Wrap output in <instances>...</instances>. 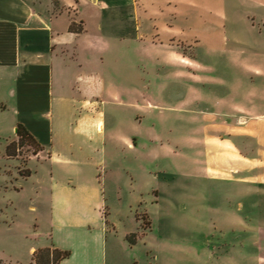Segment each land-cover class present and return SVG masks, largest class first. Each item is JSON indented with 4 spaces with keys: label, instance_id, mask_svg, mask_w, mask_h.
Here are the masks:
<instances>
[{
    "label": "rangeland",
    "instance_id": "1",
    "mask_svg": "<svg viewBox=\"0 0 264 264\" xmlns=\"http://www.w3.org/2000/svg\"><path fill=\"white\" fill-rule=\"evenodd\" d=\"M254 33L244 24L227 26L224 53L203 45L180 49L179 58L166 46L115 39L106 53H97L106 127L135 145H117V139L107 145L100 177L105 210L119 243L124 232H137L140 264L152 260L150 249L161 261L180 264L255 252L264 219L249 217V210H264V173L258 171L261 184L250 199L252 173L245 165L264 149V117L232 112L235 104L249 106L256 100L251 93L259 94L254 86L264 85L263 77L247 71L260 61L248 46ZM17 79L18 104L9 99L12 89L0 97V264H28L30 246L45 240L48 228L47 217L36 220L29 209L43 194L48 164L33 158L39 153L31 143L16 157L4 148L16 111L35 124L32 112L48 107V84H34L35 103L25 105L22 95L32 92L33 82ZM256 102L263 114L264 100ZM27 166L36 174L25 180Z\"/></svg>",
    "mask_w": 264,
    "mask_h": 264
},
{
    "label": "crops",
    "instance_id": "2",
    "mask_svg": "<svg viewBox=\"0 0 264 264\" xmlns=\"http://www.w3.org/2000/svg\"><path fill=\"white\" fill-rule=\"evenodd\" d=\"M238 24L255 32L248 46L260 61L247 71L264 78V65H260L264 59V0H0V97L6 98L2 92L12 89L9 99L18 104L17 78L23 76L33 82L32 92L28 95L25 90L22 95L23 104L33 105L34 84H48V107L31 115L36 123L22 120L16 111L4 141L6 151L18 140V125H23L41 146L33 158L48 164L43 194L29 206L36 220L47 217L48 228L43 232L45 240L30 246L28 264L36 251L47 248L71 253L60 264H140L136 257L139 236L135 244L127 240L137 232H124L119 243V230L105 210L100 177L107 145L115 139L117 145H135L106 127L103 101L98 98L103 71L95 69L97 53H106L112 39L166 46L179 58L180 49L203 45L224 53L229 48L227 26ZM254 87L259 94L251 93V99L264 100V85ZM256 100L246 107L233 103L232 112L264 117ZM246 164L252 173L248 178L251 199L261 184L257 183L258 171L264 173V149ZM28 170L25 180L36 174ZM249 217L264 219V210H249ZM259 222L253 256L207 258L203 264H264V220ZM150 253L153 257L148 264H180L161 261L151 249Z\"/></svg>",
    "mask_w": 264,
    "mask_h": 264
},
{
    "label": "trees",
    "instance_id": "3",
    "mask_svg": "<svg viewBox=\"0 0 264 264\" xmlns=\"http://www.w3.org/2000/svg\"><path fill=\"white\" fill-rule=\"evenodd\" d=\"M16 135L18 137V140L11 142L6 148V153L9 157L18 156L19 148L25 146L27 143H31L37 147L35 154H38L41 151V146L39 145L35 137L23 125H18L16 129ZM29 174L30 171L28 174L22 175L28 176ZM127 240L130 244H135V234L127 236ZM70 254L71 253L69 251H62L59 249H40L34 253L33 260L34 264H60L61 261L68 258Z\"/></svg>",
    "mask_w": 264,
    "mask_h": 264
}]
</instances>
